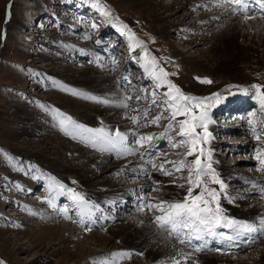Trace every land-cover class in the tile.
I'll return each mask as SVG.
<instances>
[{"label":"rangeland","instance_id":"374dc122","mask_svg":"<svg viewBox=\"0 0 264 264\" xmlns=\"http://www.w3.org/2000/svg\"><path fill=\"white\" fill-rule=\"evenodd\" d=\"M147 2L154 5L155 9ZM147 2L0 0V261L3 264H58L68 251L74 252V246L85 242L92 232L108 237L110 229L125 225L124 217L147 210L138 209L136 197L141 188L145 193L148 191L153 180H157V174L169 181L173 179L155 171L151 172V177L141 173L138 178H133L136 174L131 171L133 165H125L121 170L115 166L125 164L129 157L139 161L138 156L119 157L115 152L94 149L79 138V135L87 138L90 134L80 133L74 139L61 127V121L71 117L72 121L86 128L119 130L126 133L130 140L133 131L138 135H152L157 138L153 142L159 149L154 159L164 154L171 160L180 159L186 152L184 146L172 148L167 141L159 139L169 122L178 129L175 121L162 119L159 126L149 124L143 127L141 120L140 124L133 127L126 114L130 109L89 99L92 96L100 99L113 96L125 84L128 89L136 86L130 104L131 107H138L140 112L152 105L151 99L136 102L135 97L140 95L141 90L146 89L149 96L155 91L157 103L162 104L164 93L168 91L167 85L157 88L149 71L145 70V66L151 69L152 57L156 58L159 67L169 73L166 79L184 94L198 98L216 92L222 94V101L209 109L211 122L208 131L212 133V138L203 147L206 153L208 150L211 153L214 151L216 158L221 159L231 171L225 182L226 188L234 192V184L244 181L240 183L242 191L237 194L260 196L251 181L255 180L257 183L260 176L264 177V172L258 170L259 161L255 159L256 150H264V110L257 103L259 94L251 86L258 84L264 92V69L239 59L232 61L230 67L212 71L199 69L195 61L203 60L207 64L206 58L212 47L209 44V32L214 25L199 26L197 20L201 16H216L212 7L207 6L206 2L195 5L192 0ZM189 2H192L191 5H188ZM201 5L205 7H200ZM165 7L168 12L163 14ZM180 10L182 12L178 17L167 18L172 26L167 35H162L160 30L163 25L157 22V17L173 16ZM185 18L187 20L184 21ZM181 23L184 26H180ZM195 34L200 37L196 38ZM145 52L148 53L147 60ZM86 71L89 73L84 74ZM96 74L107 79L106 83L98 85L99 80L95 81L93 77ZM123 76L128 81H122ZM203 79H209L212 83H201ZM243 89L248 91L245 93ZM247 101L250 105L244 111ZM237 102L241 106L238 111H234L232 107ZM96 108H117L123 109V112L115 116L112 113L90 115ZM161 111L162 108H156L152 117ZM252 113L256 115L253 117ZM164 115L168 116L169 113ZM248 118L258 122L255 131L247 123ZM109 119L112 125L108 122ZM183 119L186 117H177V121ZM125 127L126 130H123ZM69 130H72L71 127ZM169 135L173 140L182 139L175 131ZM257 135L260 136L259 140L256 139ZM72 146L87 152L81 157ZM104 155L107 156L106 165L99 162ZM187 159L193 160L195 156ZM144 167L149 166L145 164ZM166 167L171 168L172 165L167 164ZM102 173L109 175L106 178L109 183H98L93 179ZM176 175L186 176L187 170ZM54 176H58L60 183L54 180L57 179ZM81 180L88 182L91 189L85 187ZM47 182H52V185L48 184V188ZM182 183L185 181L179 179L175 184L170 183L179 189V195L186 192L185 188L177 186ZM114 186L123 191L127 200H118L121 193L114 200L110 199L114 194ZM56 187L73 189L76 193L89 197L95 194L107 196L108 200L105 201L88 202L89 205L97 206L93 209V218L105 217L106 225L98 227L95 224L92 231L86 232L85 227L73 217L74 212L79 215L75 209L77 206L74 211L72 207H65L72 201L68 192L66 195L58 192L54 198L55 201L57 196H64L57 203L60 210H63L61 217L52 214L54 210L49 200L55 194L51 190H56ZM161 190L152 193V196L163 199ZM171 196L174 197L172 194ZM65 209L67 215L71 213L68 216L71 219L65 216ZM12 213L18 216L11 217ZM150 215L153 217L154 213L150 212ZM25 218H32L34 222L24 221ZM77 218L80 220L79 216ZM51 224L70 226L71 230L78 231L75 235L77 237L69 240L66 233L61 234V237L68 238L66 244L61 243V240H51L48 238L51 231L44 228ZM153 225L158 227L155 223ZM115 243L121 245V240L116 239ZM176 246L181 247L179 243ZM91 249L97 254L91 256L88 264H97V259L115 263L119 260L126 263L135 259L143 261V255L136 253L130 259H113L115 253L130 252L122 246L118 252H114L112 248L99 254L100 246L96 241ZM243 249L236 252L242 253L239 257L245 259L246 254L254 257L253 251H264V239ZM217 253L207 251L199 254L215 256ZM72 259L77 260L76 257ZM75 261L71 260L68 264H76Z\"/></svg>","mask_w":264,"mask_h":264},{"label":"snow or ice","instance_id":"6c2138e0","mask_svg":"<svg viewBox=\"0 0 264 264\" xmlns=\"http://www.w3.org/2000/svg\"><path fill=\"white\" fill-rule=\"evenodd\" d=\"M212 2L217 8L229 10L233 15L238 14L245 21L254 19L256 15L264 18V0H212ZM200 7L205 6L201 5ZM144 57L146 60L148 59L147 52L144 53ZM150 63L151 69L149 70L145 66V70L149 71L150 78L155 82L156 87L159 88L166 84L168 88V91L164 93L165 99L162 104L157 103V93L155 91L149 96L146 89L141 90L140 95L135 97L136 102L151 99L152 105L140 112L138 107H131L130 104L136 86L128 89L125 84H122L120 92L113 96H106L103 99L92 96L89 99L104 104H117L125 110L130 109L126 114L133 127L140 124L141 120H143L141 125L143 127H147L149 124L159 126L162 119L175 121L178 124V129L175 128L173 123L169 122L166 125L165 132L161 134L159 139L167 141L172 148L184 146L186 152L180 159L171 160L167 154L154 159V157H157L159 149L158 145L153 142L157 138L152 135H138L133 131L130 140L126 133L119 130L108 131L104 128H86L84 125L72 121L71 117L62 120L61 127L66 134L74 139L80 133L90 134L87 138L79 135V138L94 149L102 152H115L119 157L138 156V163L131 169L136 173L133 178H138L141 173L151 177V172L155 171L173 177L170 183L175 184L178 179L185 181V183L177 185L186 190L185 196L179 200H164L153 197L152 193L161 190L163 182L159 180H153L152 186L146 193L141 188L136 197L138 209L140 211L147 209L153 212V222L162 232L167 233L170 238L175 239L179 244L192 249V253L185 254L182 251L179 253L183 258V264H188V261H191V264H199V261L194 258V254L203 251H215L221 255H235L236 249H239L241 244L247 247L264 239V215L253 221L243 220L229 216L226 210L221 207L220 197L222 191L226 189V184L212 167L211 150L206 153L203 145L212 138V133L208 131V125L211 122L209 109L214 104L222 101V94L216 92L202 98L186 95L179 87L166 79L169 73L158 66L155 57L151 58ZM121 80L128 81V78L123 76ZM200 82L204 84L212 83L209 79H203ZM251 87L256 94H259L260 106L264 110V92L261 91V86L254 84ZM242 91L246 93L248 89ZM74 95H80V93H74ZM156 108H162V111L153 118L152 113ZM132 112L138 114L131 115ZM166 112L169 113L168 116L164 115ZM251 115L254 117L256 114L252 113ZM178 116H184L186 119L177 121ZM247 123L255 131L257 122L252 118H248ZM69 127L72 129L71 131ZM198 129L201 131H198ZM173 131L182 139L173 140L169 135ZM256 139L259 140L260 136L257 135ZM197 153L199 154L197 155ZM190 156H195V159L188 160L187 157ZM255 159L259 161L260 167L258 170L264 172V150H256ZM145 164L149 167H144ZM167 164H171L172 167H166ZM185 170H187L186 176L176 175ZM210 185H219V188ZM253 187L257 186L253 185ZM196 189L200 191L194 195ZM67 192L80 210V220L77 222L85 227L86 232L92 231L93 225L105 217L93 218V209L97 206L89 205L85 197L76 193L73 189H67ZM258 192L264 196V184L259 186ZM225 196L227 197V193H225ZM234 199L236 197H232L229 202ZM49 204L56 208L55 203L52 201H49ZM65 216L71 219L67 216L66 209ZM85 216L87 219H85ZM210 241L221 242V246L209 248ZM136 254L142 255V253ZM132 255V252L122 251L113 254V259L117 257L130 259ZM0 264H3V262L0 261ZM103 264H109V261L105 260ZM175 264H182V261L175 259Z\"/></svg>","mask_w":264,"mask_h":264},{"label":"bare ground","instance_id":"6f19581e","mask_svg":"<svg viewBox=\"0 0 264 264\" xmlns=\"http://www.w3.org/2000/svg\"><path fill=\"white\" fill-rule=\"evenodd\" d=\"M192 1L194 2L195 5L206 2V5L212 7V10L217 14L216 16H212L210 18L208 16H201L198 17L197 20L199 22L198 23L199 26L200 25L210 26L212 24L214 25L212 27V30L210 32L208 31L210 34V43L209 42L208 43L211 44L212 47L211 50L209 49L210 50L209 56L206 58V61H208L207 64L203 63L202 62L203 60L195 61V64L198 66L199 69H203L205 71L208 70L212 71V69H216V68L218 69L221 67H230L231 62L237 61L238 59L242 60L243 62H251V64L261 66V69H264V18H262L260 15H256L254 19H249L245 21L238 14L233 15L229 10L217 8L213 4L212 0H200V1L192 0ZM191 3L189 2L188 5H191ZM151 7L152 9H155L154 5ZM151 7L148 6V8ZM183 8L184 7H182V9ZM163 9H164L163 14H166L168 12L167 11L168 8L165 7ZM181 12L182 10H180V12H177L173 16L172 15L167 16L166 18H163L162 16L157 17V22L163 25L160 30L162 35L163 34L167 35L169 27L172 26L167 21V18L169 19V17L170 18L178 17ZM185 20L187 19L185 18L184 21ZM180 26H184V24L181 23ZM248 29L250 30V32L247 31ZM195 36L196 38L200 37L198 36V34H195ZM227 57H229V59H227ZM87 72L88 71H86L84 74H87ZM96 75H94L93 77L95 78L94 79L95 81L96 79L99 80L97 82L98 85H101L102 83L104 84L106 83L107 79L100 78L98 77V75L97 76ZM256 99L258 100L257 103L260 106L259 98L257 97ZM248 103H249L248 101L247 103L245 102L244 106L246 107L243 108L244 111L247 108V106L250 105V103L249 104ZM239 106H241V103L237 102L236 105H234L232 108L234 109V111H236L237 109H239ZM122 112L123 109L118 110L117 108L116 110H99V108H96L94 111L91 112L90 115L96 116L98 114L112 113L115 116ZM241 113H243V111H241ZM108 122L112 125L111 119H109ZM112 128L114 129V126H112ZM126 128L127 127L122 129L126 130ZM128 128L130 127L128 126ZM72 147L75 152L81 155V157H83V155H85L87 152V151L85 152V150L83 149L75 148L76 146H72ZM211 154H212V167L217 171L220 178L223 179L224 182H226L228 179V175L231 173V171L227 168V166L223 163L221 159L216 158L217 155L214 153V151H212ZM106 159L107 156L104 155V158L99 162L103 165H106ZM126 160L127 161L125 164L123 165L119 164L120 167L119 165L115 167L121 170L125 165L134 166L138 163L137 158L129 157ZM107 176L109 175L102 173L100 176H96V178L93 179L98 183H109L106 180ZM54 177L57 178L54 180L59 182L58 176H54ZM246 179L247 178H244V180ZM157 180L163 182L161 184V189L163 190L161 196L163 197L164 200L166 199L174 200L175 197H177L175 200H179L185 196L186 192L185 193L182 192L179 195L180 193L179 189L172 186L168 179L166 180L157 174ZM254 181H251V184L256 185L257 186L256 188L258 190L259 186L264 184V177L260 176L257 179L258 181L257 183ZM240 183H244V181ZM240 183L234 184L236 186L234 192L229 190L228 188L222 191L220 197L221 207H223L226 210L227 214L231 217H235L243 220H249V221L256 220L261 215H264V196L260 194V196L258 197H252L251 194L249 193L246 195L237 194L242 191L241 188L243 186H241ZM48 184L52 185V182L51 183L47 182V188L49 186ZM82 184L87 188L90 187L88 182L82 181ZM210 186L219 188V185H210ZM61 189L63 188L56 187V190H51L55 194L49 200V201H53V203H55L56 205V208H53L54 211L51 213L55 215L58 214L56 215L57 217H61L60 213L63 212V210H60L57 203L59 204V202L63 200L64 196L62 195L57 196L55 201L54 198L58 192L64 193V195L67 194V190L65 188L63 190ZM112 191L114 194L110 196L111 200H114V198L119 196L118 193H121L118 199L119 201H122L123 199L127 200V197L124 198V196L126 195L123 194L122 193L123 191L120 190L119 188L114 186V189H112ZM199 191H200L199 189H196L194 190L193 194L195 195ZM225 193H227V197L225 196ZM171 194L174 195V197L171 196ZM235 194L237 196H235ZM83 196L89 203L92 202L97 203L99 201L108 200L107 196L99 195V194H95L90 197L87 195H83ZM232 197H237V198L232 200V202H229V200ZM72 205H74L73 201L68 203V206L65 207L69 209L70 207H72L74 211L76 205L74 206ZM75 209L78 210V213L80 212V210L77 207ZM18 211H13V212H18ZM74 213H75L73 215L74 219H77L79 221V218L77 217L78 216L80 217V215H77V212ZM69 215L71 216V213H68L67 216ZM10 216L11 217L18 216V214L12 213ZM124 220L126 222L125 225H121L110 229L108 237L102 236L98 232H92L91 236L89 238H86L85 242L78 243L74 246L75 247L74 252L68 251L64 255V257L59 260L58 264H68V262L71 260L75 261V259H72L73 257L77 258V260L75 261L76 264H88L87 261H91L90 260L91 256L97 254L91 249V246L94 243H96V241H98V246H100V250L98 251L99 254L105 253V251H110L112 248H114V252H118L120 250L119 248H121L122 246L123 248L129 249L130 252L132 253L141 252L143 255L142 262H140L138 259L137 260L135 259L128 263H126L124 260L123 261L119 260L118 262L116 261V263L109 262V264H175V259H180L183 264V258L179 255V253L181 251L185 254L192 253V249L190 247L181 244H179L181 247L176 246L178 242L175 239L170 238L167 233L162 232L158 227L155 228V226L153 225L154 224L153 217L150 215V212H148L147 210H145L144 212L133 213L127 217H124ZM24 221L31 222L33 220L32 218H30ZM104 225H106L104 218L100 219V221L96 224V226L98 227H103ZM93 227H95V225H93ZM44 228L51 231L50 235L48 236L49 239L61 240L62 241L61 243H65V244L68 243V238L65 239L61 237V234L66 233L70 240V238H76L77 236L75 235L78 232L75 230H71L70 226L64 224L60 226L51 224ZM116 239L121 240V245L115 243ZM175 242L177 243L175 244ZM215 244H218V247L221 246V242L210 241L209 247ZM241 250L244 249H240V250L236 249V252ZM253 253L255 254L254 257H250L247 254L244 255L245 259H242V257L238 256L239 254H242L241 252L229 256H224V255L222 256L220 255V253H217L215 256L200 255L199 253H195L194 258L199 261V264H264V251L262 252L253 251ZM103 262H104L103 259L100 260L97 259V264H103ZM189 263H191V261H188V264Z\"/></svg>","mask_w":264,"mask_h":264}]
</instances>
